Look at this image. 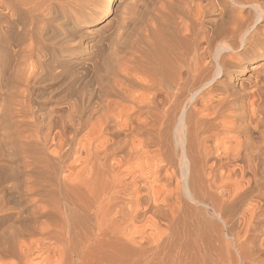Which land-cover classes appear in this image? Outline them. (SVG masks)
Masks as SVG:
<instances>
[{
    "label": "bare ground",
    "instance_id": "obj_1",
    "mask_svg": "<svg viewBox=\"0 0 264 264\" xmlns=\"http://www.w3.org/2000/svg\"><path fill=\"white\" fill-rule=\"evenodd\" d=\"M0 264H264V0H0Z\"/></svg>",
    "mask_w": 264,
    "mask_h": 264
},
{
    "label": "rangeland",
    "instance_id": "obj_2",
    "mask_svg": "<svg viewBox=\"0 0 264 264\" xmlns=\"http://www.w3.org/2000/svg\"><path fill=\"white\" fill-rule=\"evenodd\" d=\"M47 65H48V67H47ZM42 66L47 68L45 70H48V68H49L48 63H44V64H42ZM44 76H46L47 78H45ZM41 77L44 79H42ZM41 77H40V79H42L41 82H43V83L40 84L41 82H39V83L37 82L34 86H31L32 89L31 88L29 89L30 93L27 91L28 93H26V95H25L26 101L27 102L29 101L27 104V107L29 105V107H28L29 109L27 107L26 108L29 110V112H31L33 114V117H35V118L41 117V114L44 115L45 112L48 111V109H55V107H58L60 105L58 103L60 96L65 95L64 97H67L66 96L67 95L66 90H68V88H66L67 87L66 84L62 85V87L61 86L57 87L58 80H56V79L51 80L48 73L43 74V76H41ZM45 79L47 82H45ZM62 88L63 89L65 88L64 92H63ZM31 91H32V93H31ZM27 96H29L28 99H27ZM65 99L66 98H64V100H62V101H65ZM62 101H60V102H62ZM30 105H31V108H30ZM31 110H33V111H31ZM212 217H213V215H212L211 211H208L207 213L204 214V218L206 220L210 221V220H212Z\"/></svg>",
    "mask_w": 264,
    "mask_h": 264
}]
</instances>
